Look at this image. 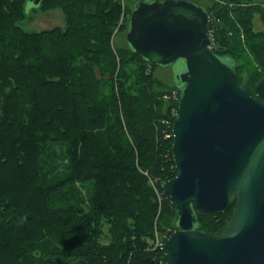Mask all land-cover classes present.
<instances>
[{
  "label": "trees",
  "instance_id": "1",
  "mask_svg": "<svg viewBox=\"0 0 264 264\" xmlns=\"http://www.w3.org/2000/svg\"><path fill=\"white\" fill-rule=\"evenodd\" d=\"M210 1L193 2L214 17L211 50L254 94L264 0ZM26 3L0 0V264H163L148 239L176 224L160 188L176 173L175 85L113 46L128 28L121 0H42L32 10L60 8L65 27L34 31L18 24ZM234 207L197 211V229H219Z\"/></svg>",
  "mask_w": 264,
  "mask_h": 264
},
{
  "label": "water",
  "instance_id": "2",
  "mask_svg": "<svg viewBox=\"0 0 264 264\" xmlns=\"http://www.w3.org/2000/svg\"><path fill=\"white\" fill-rule=\"evenodd\" d=\"M208 24L192 0H137L128 19L127 43L149 64L184 65L174 83L176 173L160 183L176 217L163 264H264V75L250 93L211 50ZM233 203L219 229H197V211L222 213Z\"/></svg>",
  "mask_w": 264,
  "mask_h": 264
},
{
  "label": "rangeland",
  "instance_id": "3",
  "mask_svg": "<svg viewBox=\"0 0 264 264\" xmlns=\"http://www.w3.org/2000/svg\"><path fill=\"white\" fill-rule=\"evenodd\" d=\"M136 0H121V4L124 7L125 10H128L131 12L133 5ZM193 1H199L201 4L209 5L211 4L210 0H193ZM27 16L26 18L22 19L18 22V24L27 31H34V30H41V29H47L52 28L55 26L64 28L65 27V16L63 11L60 8H53L48 10H41V9H35L32 10V4L28 3L27 6ZM130 15V13H129ZM128 15V16H129ZM123 19V12L120 17L121 22ZM254 28L256 29H262L264 28V24L262 19L260 18V13H256L254 18ZM126 33H127V27L118 30L117 28L114 30L112 35V44L114 47H125L127 46V40H126ZM184 65L180 62H176L175 64H171L168 67H159L156 66L154 69V76L160 78L165 83L169 84L170 86H173V84L176 82V75L183 71ZM168 225L159 228L156 224L154 226L153 230V238H149V242L151 243L156 235L167 229Z\"/></svg>",
  "mask_w": 264,
  "mask_h": 264
},
{
  "label": "built area",
  "instance_id": "4",
  "mask_svg": "<svg viewBox=\"0 0 264 264\" xmlns=\"http://www.w3.org/2000/svg\"><path fill=\"white\" fill-rule=\"evenodd\" d=\"M211 18H212V20L214 19L213 16ZM211 18H210V21H211ZM213 29H214L213 27L208 29V33L210 36H212ZM172 230H173L172 228L168 227L167 229H165L161 233H159V234L156 233L153 241L149 244V246L154 247L155 249H157L159 251H164V241Z\"/></svg>",
  "mask_w": 264,
  "mask_h": 264
},
{
  "label": "bare ground",
  "instance_id": "5",
  "mask_svg": "<svg viewBox=\"0 0 264 264\" xmlns=\"http://www.w3.org/2000/svg\"><path fill=\"white\" fill-rule=\"evenodd\" d=\"M167 195V194H166ZM168 196V195H167ZM169 197V196H168ZM170 199V198H169ZM171 200V199H170Z\"/></svg>",
  "mask_w": 264,
  "mask_h": 264
},
{
  "label": "flooded vegetation",
  "instance_id": "6",
  "mask_svg": "<svg viewBox=\"0 0 264 264\" xmlns=\"http://www.w3.org/2000/svg\"><path fill=\"white\" fill-rule=\"evenodd\" d=\"M136 1H137V0H136ZM136 1H135V2H136Z\"/></svg>",
  "mask_w": 264,
  "mask_h": 264
}]
</instances>
